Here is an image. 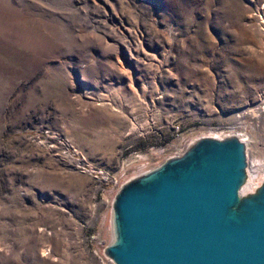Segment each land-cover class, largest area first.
I'll return each instance as SVG.
<instances>
[{
    "label": "rangeland",
    "instance_id": "obj_1",
    "mask_svg": "<svg viewBox=\"0 0 264 264\" xmlns=\"http://www.w3.org/2000/svg\"><path fill=\"white\" fill-rule=\"evenodd\" d=\"M263 110L264 0H0V264H114L117 188L201 137L260 185Z\"/></svg>",
    "mask_w": 264,
    "mask_h": 264
},
{
    "label": "water",
    "instance_id": "obj_2",
    "mask_svg": "<svg viewBox=\"0 0 264 264\" xmlns=\"http://www.w3.org/2000/svg\"><path fill=\"white\" fill-rule=\"evenodd\" d=\"M246 143L201 137L123 183L111 203L114 264H264V180L241 194Z\"/></svg>",
    "mask_w": 264,
    "mask_h": 264
},
{
    "label": "bare ground",
    "instance_id": "obj_3",
    "mask_svg": "<svg viewBox=\"0 0 264 264\" xmlns=\"http://www.w3.org/2000/svg\"><path fill=\"white\" fill-rule=\"evenodd\" d=\"M239 138V137H238ZM240 139V138H239ZM243 141V140H242ZM244 142V141H243ZM192 142H188L187 143V145H186V147L189 145V144H191ZM258 160H260V159H258ZM260 179L261 178H259L257 181H260ZM254 180H256L255 179V177L253 176V174L252 173H249V167H248V169H247V179H246V182H245V184L243 185V187H242V189H241V193L243 192V190H245V188H247V187H251L252 185L254 186L255 185V188L257 187V186H259V183H253L254 182ZM250 185V186H249ZM254 188V189H255ZM111 232V231H110ZM111 237H112V235H111Z\"/></svg>",
    "mask_w": 264,
    "mask_h": 264
},
{
    "label": "built area",
    "instance_id": "obj_4",
    "mask_svg": "<svg viewBox=\"0 0 264 264\" xmlns=\"http://www.w3.org/2000/svg\"><path fill=\"white\" fill-rule=\"evenodd\" d=\"M263 112H264V110H263ZM216 138H217V137H216ZM189 145H190V144H189ZM189 145H188V146H189ZM188 146H187V147H188ZM187 147L185 146V147L183 148V151H182V152H180L179 154L174 155V156L181 155V154L187 149ZM171 157H173V156H171ZM119 187H120V186H119ZM119 187H118V188H119ZM118 188H117V190H118ZM117 190H116V191H117Z\"/></svg>",
    "mask_w": 264,
    "mask_h": 264
}]
</instances>
